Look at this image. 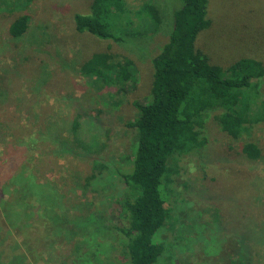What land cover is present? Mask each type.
Listing matches in <instances>:
<instances>
[{
    "label": "trees",
    "instance_id": "1",
    "mask_svg": "<svg viewBox=\"0 0 264 264\" xmlns=\"http://www.w3.org/2000/svg\"><path fill=\"white\" fill-rule=\"evenodd\" d=\"M182 2L173 12L168 40L152 58L150 95L143 102L133 101L137 114L128 123L135 129V135L126 159L127 171L93 154L107 146L98 135L104 129L102 118L91 115L78 101L69 141L42 129L38 131L40 139H36L34 135L29 136L30 125L16 124L14 129L18 131L29 130L24 133L27 134L25 142L17 139L23 134L15 135L11 145L2 146L9 151V155L5 154L7 160L2 164V173L12 167L8 194L14 202L2 204L0 264H48L47 253L53 254L47 245L54 239V233L63 238L62 264H95L99 262L98 255H105L110 249L103 240L110 241L108 237L113 240L114 231L125 237L123 243L129 264H162L164 260L174 264L176 259L167 257L169 251L176 243L186 249L187 242L195 237L199 215L181 205L193 203L184 196V191L190 189L188 181L183 180L191 170L187 169L190 161L186 159L195 156L190 163L194 171L199 159L207 164L206 170L212 167L202 158L210 141V126L237 140L251 127L264 124V62L244 57L227 67L213 64L195 45L198 34L211 25L207 17L208 0ZM29 20L27 14L12 19L7 25L8 35L20 39L29 28ZM161 22V13L155 4L131 9L126 0H92L90 13L74 15L77 32L119 44L131 43L137 36L155 34ZM134 26L141 30L134 32ZM80 68L97 88L116 87V93L127 91L137 82V64L126 54L95 52ZM87 118L96 127L91 126L89 130V124L84 126ZM86 130L89 135L83 144L82 135ZM44 143L55 145L58 153L73 152L90 161V172L78 178L85 198L79 209L83 207L86 214L71 215L75 212L66 208L63 196L47 180H39L36 169L39 173L43 170L35 155ZM78 144L85 147V153L74 151V145ZM91 154L94 156L88 157ZM236 154L239 162L251 163L263 156V150L257 141L249 140L240 145ZM114 172L116 178L112 177ZM195 173L201 180L207 179L203 173ZM97 196L111 201L106 212L111 217L109 221L95 205ZM206 210L212 211L207 220L214 224L219 204ZM14 218L19 223H10ZM167 229L172 232V241L165 238ZM254 232L262 242L259 224ZM33 234L37 237L31 241ZM239 242L240 264H260L259 251L252 249L251 238H244L243 234Z\"/></svg>",
    "mask_w": 264,
    "mask_h": 264
},
{
    "label": "rangeland",
    "instance_id": "2",
    "mask_svg": "<svg viewBox=\"0 0 264 264\" xmlns=\"http://www.w3.org/2000/svg\"><path fill=\"white\" fill-rule=\"evenodd\" d=\"M126 1L131 9H139L146 3L158 6L162 18L158 32L137 36L131 43L119 44L89 33H79L75 29L74 15L90 13L92 0H0V216L3 214L2 204L5 201L14 202L8 194L12 167L2 173V164L7 160L5 154L9 155V151L8 148L2 149V146L11 145L15 135H24L29 130L18 131L14 129L16 124L30 125L32 132H29V136L34 135L36 139H40L38 131L42 129L69 141L72 139L70 127L73 116L78 111L77 101L91 115L98 114L97 118H102L104 129L98 135L106 141L107 146L93 154L117 165L124 172L128 170L126 159L131 153L135 135V129L128 123L137 114L133 101L143 102L150 95L152 58L168 40L173 12L183 2ZM21 14L29 16V28L20 39H13L7 33V25ZM207 17L211 25L198 34L195 45L209 56L213 64L227 67L244 57L264 62V0H208ZM133 30L138 32L141 29L134 26ZM102 51L126 54L136 62L138 73L134 87L116 93V87L97 88L90 78L83 75L80 68L83 61L93 53ZM90 121L87 118L84 124L87 127L89 124V130L91 126L96 127ZM23 135L17 139L25 142L27 134ZM88 135L89 131H83V144L87 142ZM209 138L202 158L212 167L206 170L207 164L201 159H197L198 164L195 165V171L203 173L206 170L203 174L207 179L201 180L192 169L193 164L190 163L195 156L185 157L187 162L190 161V168L187 169L191 170L183 177L190 185V189L184 191V196L193 203L181 205L199 215L195 237L187 242V251L185 246L176 243L167 257L176 259L174 264H240L239 240L244 234V238H251L250 245L259 251L258 260L264 264V124L251 127L237 140L210 126ZM249 140L261 145L263 156L256 162H239L236 153L240 145ZM47 143L42 144L35 155L36 162L43 170L39 173L36 169L39 180H47L63 196L66 208L75 212L71 215L80 212L86 214L83 207L79 209L85 198L78 178L90 172V161L73 152L58 153L54 150L55 145L47 146ZM74 149L85 153V147L80 144L74 145ZM30 161L33 162V159ZM112 177H117L116 172ZM209 177L219 179L211 181ZM97 198L95 205L104 212V219L109 221L111 217L107 213L111 201L109 198ZM217 204L219 210L214 213L216 221L210 224L207 219L213 213L206 209ZM12 222L19 223V220L14 218ZM258 224L262 242L254 232ZM6 226L13 231L9 223ZM7 232H4L5 237ZM114 234L113 240L110 237V241L103 240V244H109L110 249L105 255H98L99 262L95 264H129L123 243L125 237L119 232L114 231ZM164 235L172 241L171 230H165ZM53 236L54 239L51 238V243L47 245L53 254L47 253L48 264H62L65 249L61 245L63 238L56 236V233ZM36 237L37 234H33L31 241ZM162 264L171 262L164 260Z\"/></svg>",
    "mask_w": 264,
    "mask_h": 264
}]
</instances>
